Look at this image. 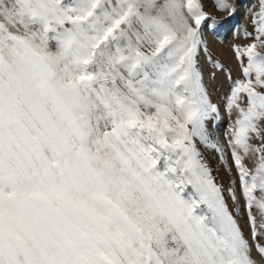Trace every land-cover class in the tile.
I'll return each mask as SVG.
<instances>
[{"label": "snow or ice", "instance_id": "snow-or-ice-1", "mask_svg": "<svg viewBox=\"0 0 264 264\" xmlns=\"http://www.w3.org/2000/svg\"><path fill=\"white\" fill-rule=\"evenodd\" d=\"M214 4L229 16L0 0V264H264V0L232 45L238 77L205 32L236 4ZM202 53L230 82L224 141Z\"/></svg>", "mask_w": 264, "mask_h": 264}, {"label": "rangeland", "instance_id": "rangeland-1", "mask_svg": "<svg viewBox=\"0 0 264 264\" xmlns=\"http://www.w3.org/2000/svg\"><path fill=\"white\" fill-rule=\"evenodd\" d=\"M202 2L205 5V10L211 15L216 16L217 19L223 20L225 17L229 16L227 11H220L217 9L214 0H202ZM234 2L236 4L235 15L231 16L227 23L220 26L215 32L208 29H205V32L206 39L209 42V49L213 57L223 63L226 69H230L233 77H238L240 73L232 52V45L235 43L248 42L243 35L242 29L243 27H247L249 31L252 30V16L249 13L248 8L255 4L256 8L253 9V11L258 10L259 0H234ZM237 29H241L239 34H237ZM200 62L204 73L205 84L208 87L211 100L220 108L221 120L219 121V125L211 127L210 130L213 133L218 134L221 141H224V133L227 131L230 121V117L225 110L226 101L224 97L229 92L230 82L226 78V73L216 69L214 65L206 59V56L203 53L201 54ZM212 73H215V76H213ZM200 147L205 159L208 160L213 169V174L216 176L217 182L222 183L225 188H227L232 174L226 171L225 165L219 159V154L215 150L206 148L203 145ZM229 159H231L230 152ZM233 173H235L234 167Z\"/></svg>", "mask_w": 264, "mask_h": 264}]
</instances>
